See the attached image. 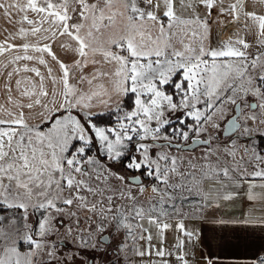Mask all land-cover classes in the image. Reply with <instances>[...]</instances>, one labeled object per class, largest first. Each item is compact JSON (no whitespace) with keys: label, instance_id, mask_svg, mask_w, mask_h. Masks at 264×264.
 <instances>
[{"label":"snow or ice","instance_id":"6c2138e0","mask_svg":"<svg viewBox=\"0 0 264 264\" xmlns=\"http://www.w3.org/2000/svg\"><path fill=\"white\" fill-rule=\"evenodd\" d=\"M0 19V264H264V0Z\"/></svg>","mask_w":264,"mask_h":264},{"label":"crops","instance_id":"0c3cea01","mask_svg":"<svg viewBox=\"0 0 264 264\" xmlns=\"http://www.w3.org/2000/svg\"><path fill=\"white\" fill-rule=\"evenodd\" d=\"M4 25V21L2 19H0V27H2ZM258 254L257 248L253 247L250 248L248 250H230L227 253H225L224 255L226 257H230L235 259L236 257H240L242 260V264H247V261L244 258H247V260H251L253 259L256 255ZM260 254H264V253H260ZM226 264H228V262H226Z\"/></svg>","mask_w":264,"mask_h":264}]
</instances>
